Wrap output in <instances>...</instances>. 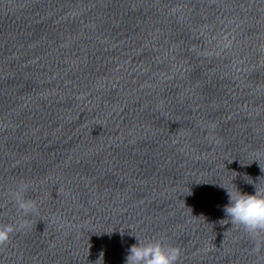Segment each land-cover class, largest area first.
Returning <instances> with one entry per match:
<instances>
[{
    "label": "water",
    "instance_id": "water-1",
    "mask_svg": "<svg viewBox=\"0 0 264 264\" xmlns=\"http://www.w3.org/2000/svg\"><path fill=\"white\" fill-rule=\"evenodd\" d=\"M256 187L264 0H0V264H264L224 212Z\"/></svg>",
    "mask_w": 264,
    "mask_h": 264
},
{
    "label": "clouds",
    "instance_id": "clouds-1",
    "mask_svg": "<svg viewBox=\"0 0 264 264\" xmlns=\"http://www.w3.org/2000/svg\"><path fill=\"white\" fill-rule=\"evenodd\" d=\"M29 185L20 182L9 191L10 200L16 205L23 217L36 214V202L27 199ZM229 204L224 212L232 225L240 227L255 243L254 251L264 245V189L256 187L255 194H242L239 190L227 191ZM29 227L27 219H19L13 223H0V247L6 246L16 232ZM137 239V238H136ZM138 243L130 247L125 264H179L182 252L177 246L166 244L159 239L148 242L137 239ZM103 258V254H101Z\"/></svg>",
    "mask_w": 264,
    "mask_h": 264
}]
</instances>
